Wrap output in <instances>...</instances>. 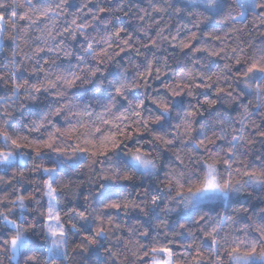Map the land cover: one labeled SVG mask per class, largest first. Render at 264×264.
Masks as SVG:
<instances>
[{
	"label": "clouds",
	"instance_id": "1",
	"mask_svg": "<svg viewBox=\"0 0 264 264\" xmlns=\"http://www.w3.org/2000/svg\"><path fill=\"white\" fill-rule=\"evenodd\" d=\"M0 4L11 7V0ZM255 4L245 12L242 0H35L26 9L36 21L26 42L19 33L11 50L0 42V132L8 133L0 135V264H150L142 257H151L153 246L173 247L176 264H187L193 240L209 256L208 242L191 223L200 215L234 216L225 229L227 241L220 233L222 244L233 235L244 241L241 247L254 240L252 264H259L264 239L252 224L264 208V184L247 186L243 173L264 170V106L256 100L264 84L245 87L237 76L243 67L236 64L264 54V0ZM73 21L83 27L77 30ZM184 43L195 47L188 51ZM89 44L105 55L90 52ZM73 74L72 88L57 80ZM218 88L225 94L216 95ZM74 128L84 139L99 142L114 134L116 141H106L112 150L103 156L82 154L73 151L77 143L88 146L80 136L60 135ZM53 133L62 154L42 150L37 156L11 143L16 138L42 145ZM234 135L240 137L235 144ZM135 155L153 168L145 171ZM208 165L217 169L221 184L230 174V186L186 208L188 189L202 181ZM49 175L56 179L64 225V235L54 238L44 223L43 179ZM110 201L121 203L122 211L105 212ZM240 207L247 211H234ZM53 240L60 246L49 255ZM224 260L229 264L226 254Z\"/></svg>",
	"mask_w": 264,
	"mask_h": 264
},
{
	"label": "snow or ice",
	"instance_id": "2",
	"mask_svg": "<svg viewBox=\"0 0 264 264\" xmlns=\"http://www.w3.org/2000/svg\"><path fill=\"white\" fill-rule=\"evenodd\" d=\"M211 2V0H210ZM35 3V0H11V7L7 5L0 4V42L3 43V46L11 50V46L14 40H17L16 33H19V41L26 42L25 37L27 36L28 26L36 21L28 14L26 9H29L32 4ZM218 11L223 10L222 5H214ZM256 7L255 0H242V8L246 12L250 9H254ZM45 11H50V9L45 8ZM101 15H107L106 10L103 7L99 9ZM18 21V22H17ZM76 24L77 30H79L82 25H79L76 21H73ZM120 32L117 33V36H120ZM195 39V36H193ZM184 49L188 51H192L194 49V45L192 43H184ZM88 50L90 52H95L98 55H105L103 50L97 51L93 48L91 44L88 45ZM38 55H43V49L37 48L35 49ZM201 49H196V53L199 54ZM122 54V53H121ZM45 63L48 61L45 60ZM236 64L238 67H243V71L237 73L239 79L245 80L247 83L245 87H250L251 84H255L257 88H260L261 84H264V54H261L259 58L253 59L250 62H245L242 66L239 59L236 60ZM149 77H151L152 72H148ZM3 79V77H0ZM57 80H60L63 85L67 88H72L75 86L77 80L75 75L73 74L72 79H68L66 77L57 76ZM48 86L55 88L57 85L54 81L48 80ZM19 87V85H17ZM187 87V85H184ZM199 87V85H198ZM35 91H41L40 88H35ZM117 95L120 94V88L116 89ZM225 94V90L223 88H218L216 90V95ZM258 106H264V93L256 97ZM142 107L143 105H139ZM195 115V113H191ZM140 115V113H137ZM246 119L245 115L241 116V121ZM244 128H241L243 131ZM59 132L60 130L57 129ZM99 131V129H97ZM0 135L7 137L8 133L0 132ZM60 135H68V136H80L81 140L85 145V147H81L80 143H77L73 151H79L80 153H88L92 156H103L107 152L112 150V146L106 141H116V136L110 135L105 137L101 141L97 142L95 139H84V137L80 134L78 129H72L69 132H61ZM261 138H264V131L259 133ZM56 135L50 134L48 139L41 145L36 143L34 145L30 144H21L18 139L14 138L11 140L12 145H14L17 149L21 151L28 149L34 150L35 154L39 156L42 150H54L57 154H62L65 152L63 148H55L54 145L56 143ZM240 139L239 136L232 137V143L235 144L236 140ZM201 144L204 142L201 141ZM137 153L140 152V149L136 150ZM230 154L233 152V149H229ZM2 155V154H0ZM8 163L11 164L12 167H19L18 163H13V157L6 158ZM135 161L139 163V165L145 170L150 171L153 168L152 162L148 160L142 159L141 155H135L133 157ZM227 163V162H226ZM227 166L231 167V164H227ZM45 172H53L54 168H43ZM239 171V169H237ZM248 178L247 186H256L260 184H264V170H248L245 169L243 173ZM32 175H36V173H32ZM5 178H7V187L12 188L14 181L8 178V171L4 173ZM124 180L129 179V177L124 176ZM232 181V177L229 174L228 178L224 181L223 184L220 182L219 174L217 169L213 165H208L207 172L205 173L202 181L196 185L195 189L189 188V195L184 199L183 203L186 208L193 207L197 204V197L201 198H215L216 194L219 193L223 195L225 190L230 186ZM179 183V180L177 181ZM43 185L45 188V195L48 198L47 204V212L44 219V223L48 226L47 230L49 234L54 238L57 236L64 235V225L62 223V216L58 207V196H57V187H56V179H54L51 175L43 179ZM25 192L21 189L19 199L22 202L24 199ZM177 195H183L182 192H177ZM32 197L29 195V199ZM153 203L156 202L157 197H152ZM126 206V205H125ZM21 207H23V203H21ZM75 212L76 210L73 209ZM120 212L122 211V205L116 201H110L105 205V212ZM235 212H246L247 209L240 207L234 209ZM83 218V213H78ZM106 217H97L98 221H103ZM108 223H111V218H107ZM207 221V223H206ZM235 222V217L230 215L225 216H217L214 220L209 219L205 215H200L194 218L191 223L198 228V234L203 236V239L208 242V251L209 256H205L203 246L198 244L195 240L190 242L187 247L190 249V256L188 258L187 264H225L224 255L226 254L229 257V264H252L253 257H256L257 247L255 241H251L247 246L241 247V244L244 243L237 236H231V241L229 243L222 244L220 233H224V239L227 241L229 237V233L225 231L230 223ZM10 223V221H9ZM179 227L181 229L188 228L189 224L180 223ZM247 225H245L244 229H240L239 231H245L247 229ZM252 230L257 232L260 235L261 239H264V208L260 210V213L256 220L252 224ZM100 231H103V228H100ZM144 236H149V232L143 233ZM87 239V237H85ZM19 237H15L12 240V244L15 246L18 244ZM89 243H95V241H89ZM60 242L53 240V245L49 249V255H54L56 250L59 248ZM179 247V245H177ZM149 251L153 254L151 257L145 253L142 259H150V264H176L174 257V249L171 246L165 247H150ZM214 257V259H212ZM259 264H264V250L261 251V254L258 257Z\"/></svg>",
	"mask_w": 264,
	"mask_h": 264
}]
</instances>
